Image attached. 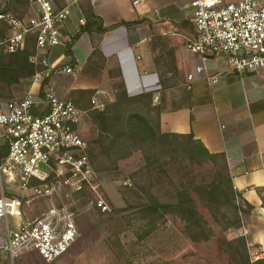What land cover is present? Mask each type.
<instances>
[{
  "label": "crops",
  "instance_id": "1",
  "mask_svg": "<svg viewBox=\"0 0 264 264\" xmlns=\"http://www.w3.org/2000/svg\"><path fill=\"white\" fill-rule=\"evenodd\" d=\"M71 1L55 0L59 6ZM193 1L78 0L63 27L65 44L37 52L50 63L48 87L58 97L101 91L102 100L112 101L118 84L129 96L150 93L163 133L193 135L211 154L222 156L240 202L253 207L244 225L233 232V238L245 237L247 244L230 249V254L236 263H252L264 259V71L241 74L221 59L192 53L186 42L195 33ZM8 5L9 0H0V10L17 16ZM20 5L23 13L18 18L36 14L25 0ZM89 14L99 17L108 30L81 31ZM69 67L72 73L65 72ZM43 81L33 85L32 96L40 93ZM104 188L121 208L124 201L110 183ZM80 230L79 239L57 261L47 262L31 252L14 264L121 263L106 229L102 234L81 225Z\"/></svg>",
  "mask_w": 264,
  "mask_h": 264
},
{
  "label": "built area",
  "instance_id": "2",
  "mask_svg": "<svg viewBox=\"0 0 264 264\" xmlns=\"http://www.w3.org/2000/svg\"><path fill=\"white\" fill-rule=\"evenodd\" d=\"M89 1L95 4L101 0ZM27 2L36 8V14L29 18L0 10V29L7 28L0 48L16 54L25 49L29 36H35L37 50L63 46V27L78 0L62 6L55 0ZM191 7L195 33L186 44L192 53L221 59L229 70L241 74L264 71V0H194ZM31 61H41L49 72L47 59L40 60L37 55ZM102 95L105 93L96 92L86 110L69 98L58 97L50 87L42 97L29 95L0 104V253L8 255L13 264L31 252L55 262L81 235L71 208L54 207L41 216L29 217L26 204L30 201L25 202V196L36 200L64 196L70 202L88 193L90 206L111 212L101 175L90 160L88 141L81 131L89 112L104 111L110 102L102 100ZM123 186L131 187L132 183L125 180ZM13 189L20 194L9 196Z\"/></svg>",
  "mask_w": 264,
  "mask_h": 264
},
{
  "label": "rangeland",
  "instance_id": "3",
  "mask_svg": "<svg viewBox=\"0 0 264 264\" xmlns=\"http://www.w3.org/2000/svg\"><path fill=\"white\" fill-rule=\"evenodd\" d=\"M20 1L9 0L8 6L17 16L23 13ZM39 59L45 58L39 57ZM47 74V70L42 71L30 78H23L13 85L0 82V92L2 95L8 96L9 100L23 99L31 95L33 85L43 81ZM85 100L83 98L82 103ZM6 101L8 100L0 98V104ZM148 103H150L149 100ZM151 107L153 109L151 115L154 118L159 108L153 105ZM151 121L154 125L155 118ZM81 131L89 143L98 136V131L89 118L81 127ZM131 150L133 151L132 155L118 162L117 169H115V165L110 166L109 164L108 167H104L107 165L102 158H98L95 164L96 168L109 169L110 174H100L101 180L104 186L106 183H110L112 190L122 198L124 203L121 208L116 207L109 197L112 210L109 213H103L90 205L83 204L82 199L69 202L65 201L64 196L53 200H36L25 196L24 201H30L29 205L26 204V212L29 217H38L51 208L66 206L73 210L79 230L81 225L84 229L98 228L102 234L106 229L108 231L106 232L109 233L107 235L110 236V244L114 249V254L121 262L69 264H255L253 262L236 263L231 257L230 247L236 238H233L234 228L227 229V227L236 221L234 210L229 206H224L220 212L215 210L213 214L204 203L209 198L207 196L208 191L219 186L222 188L226 186L222 178L226 176L227 170L221 157L204 161L202 166H190L186 163L171 164L172 154H169L162 160L166 163V173L160 174L153 171V165L147 168L142 150L134 145L131 146ZM94 153L99 156V152ZM178 172L179 176L174 178ZM183 177L185 178V185L192 181L194 186L190 187V195L182 196V198H191L196 202L199 213L208 224L210 238L206 241L191 240L186 234L185 223L174 214H167L158 223L157 230L150 234L148 222L139 217L138 207L140 203H145L147 200L172 203L174 198H178L177 187L179 185H174L173 182ZM125 180H130L132 186H123ZM18 194L20 193L14 189L13 191L9 190V196H17ZM107 196H109L108 193ZM1 227L3 228V226ZM0 264L13 263L6 257L5 253H0Z\"/></svg>",
  "mask_w": 264,
  "mask_h": 264
},
{
  "label": "trees",
  "instance_id": "4",
  "mask_svg": "<svg viewBox=\"0 0 264 264\" xmlns=\"http://www.w3.org/2000/svg\"><path fill=\"white\" fill-rule=\"evenodd\" d=\"M25 1L27 2V0ZM107 30L108 28L104 27L103 21L99 17L89 14L86 24L81 31L104 33ZM6 35L7 28L3 26L0 29V40L6 37ZM67 53L71 55L70 45L68 46ZM37 55L35 36H29L25 49L16 54L6 53L0 48V82L13 85L23 78H30L39 72L46 71L47 69L40 63L41 61L37 63L31 61V58ZM52 73L42 82L39 93L40 97L44 95V90L48 87V78H50ZM116 92L115 99L107 103L104 111L92 110L89 112V119L98 131V136L92 142H88V155L95 170L99 174H110L108 168H96L95 164L98 158L104 160L105 165H107L104 167H108L109 164L110 166L115 165V169H117L118 162L132 155V145L142 150L147 162V168L153 165V171L160 174L166 173V163L162 162V160L169 154H172L171 164L186 163L190 166H202L204 161L215 160L221 157L227 170L226 176L222 178L226 186L223 188L219 186L216 189L208 191L207 196L209 198L204 203L213 214L215 210L220 212L224 206L232 208L235 212L236 221L229 225L227 229L241 228L253 207L247 203H240L239 193L233 187L232 178L230 177L224 158L211 154L193 135L163 133L160 126L159 111H157L156 117L154 116L155 124L152 125L151 120L154 119L151 115V112H153L151 107L153 105L152 94L145 93L129 97L124 86L121 84L116 86ZM94 94V91L72 92L69 99L78 108L86 110L90 109L91 99ZM74 97H78L79 105H77L78 102ZM0 98L9 100L8 96L2 95L1 92ZM83 98L86 99L84 103H82ZM148 100L150 103H148ZM94 152H99V156H96ZM4 154L3 150V156ZM177 176H179V172L174 178ZM184 180L185 178L183 177L173 182L174 185H179L177 187V195L179 197L174 198L172 203L156 202L154 200L140 203L138 207L139 217L141 220L148 222L150 234L157 230L161 219L167 214H174L185 223L186 234L191 240L196 242L206 241L210 238L209 229L207 228L208 224L199 213L196 202L191 198H182L185 195L189 196L190 187L194 186L192 181H189L185 185ZM76 199H82V203L85 205L91 204V195L88 193L77 196ZM233 241L230 249L247 244L245 237H239ZM253 263L264 264V259Z\"/></svg>",
  "mask_w": 264,
  "mask_h": 264
}]
</instances>
